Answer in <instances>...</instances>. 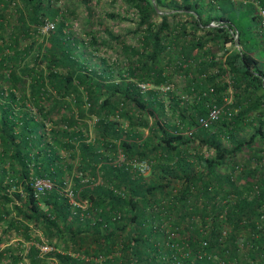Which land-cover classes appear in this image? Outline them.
I'll return each instance as SVG.
<instances>
[{"label": "trees", "instance_id": "trees-1", "mask_svg": "<svg viewBox=\"0 0 264 264\" xmlns=\"http://www.w3.org/2000/svg\"><path fill=\"white\" fill-rule=\"evenodd\" d=\"M153 1L160 6L161 0H128L139 11V27H146L143 52L123 48L137 60L129 75L157 87L175 71L163 65L174 55L186 59L190 51L169 52L165 41L169 44L178 28L177 42L184 40L185 26L177 21L170 25L166 14L153 24ZM198 5L181 0L187 23L197 24L195 16L201 24L211 19L201 20ZM45 20L55 22L54 29L37 38ZM67 21L51 0H0V264H213L209 254L225 257L226 264H264V234L259 230L264 165L252 148L246 157L237 156L245 147L264 144L261 120L229 149L215 138L220 132L234 135L237 116L231 126L217 122L216 136L202 139H186L158 120L146 138L131 126L122 139L123 130L109 118L119 104L128 101L155 115L164 100L154 87L141 92L133 81L114 82L89 71L76 53L82 42L65 30L70 27ZM191 43L185 47L204 44ZM238 56L241 74L264 87L257 61L248 53ZM61 108L65 111L53 120ZM120 115L132 125L138 120L128 110ZM93 116L98 120L90 142L85 118ZM195 140L213 147V155L200 154L193 148ZM133 160L149 162L150 171L139 173L129 163ZM41 179L50 181L51 188L38 192L35 182ZM206 225L209 234L201 232ZM161 226L176 234H165ZM202 240L209 245L197 258ZM173 243L186 245L188 256L182 257ZM43 245L50 249L41 250Z\"/></svg>", "mask_w": 264, "mask_h": 264}, {"label": "rangeland", "instance_id": "rangeland-1", "mask_svg": "<svg viewBox=\"0 0 264 264\" xmlns=\"http://www.w3.org/2000/svg\"><path fill=\"white\" fill-rule=\"evenodd\" d=\"M51 1L53 5L60 9V13L62 12V14H64L68 20L67 23L70 27L65 30L69 34H72V36L76 38L78 42H84L76 48V53L78 55V59L84 63V66H86L89 71L96 72V74H102L105 79H109L114 82H123V80L126 79L133 81L136 84L144 82L148 83L146 81L137 80L128 73V68L137 66V60L133 56L132 52L126 49V51L124 50L123 45L133 48L138 52H143L141 35L144 27H146V24L139 27V11L136 7L132 6L128 0ZM180 3L181 1L174 4V7H177V9H172V6H170L171 3L169 4L168 1H162L158 7L153 1V5L156 8L157 14L152 16V23L157 25L161 20V15L166 14L169 16L170 25L176 21V24H183V26L188 25L186 22L187 16L182 11H178L176 12L175 16H172V11L181 10V6H179ZM55 20H57V18H55ZM45 21L47 23H51L53 28H46V22H44V24L39 27L37 38H42L43 36L49 35V32L54 29L55 22L50 20ZM235 21L244 32L245 28L242 26L243 22L245 27L249 23L245 16L244 18H240V20ZM184 29L186 30V27ZM180 30L181 29L179 28L178 30H173L171 41L172 38L177 40L176 36L181 33ZM93 35L96 38V43H91L93 40ZM245 37L241 35L240 40L243 42L242 39H244V42H246L247 39H249L251 44H257L256 48H258V41L256 43L257 39H255L251 33L248 35V32L246 31ZM171 41L169 43L170 45ZM167 42L168 40L165 41L166 44H168ZM216 49L217 46L212 45L209 49V52L214 53L213 51ZM169 52L174 54L173 49L169 50ZM174 56L173 59H171V62L167 61L168 63L166 62L165 65H163V67L165 66L166 70H170L172 67H175L174 73L170 75L171 77L168 79V82L172 84L173 90L169 92V94H162V99L164 100L163 109H158L155 111V115H150V109L147 111H142L136 107V104H134V106L133 103L131 105L128 101H123L125 102V105L119 104V109L115 112V115H109L110 120L117 122L116 127L123 130V134L121 135L122 139L127 138L126 131L131 126H135L142 138H146L151 133L149 127L155 124L154 120H158L162 124H165L170 132H181V134H183L186 139L193 136V138L196 137L198 139H202L206 136L215 135L214 132L217 129L219 130L218 123L213 124L209 130H204L198 126L196 123L197 116L204 115L206 113L204 101L201 103V105L197 104V101L199 100L198 95L200 94L199 91L203 92L205 90L202 89L197 91L196 88L191 90L192 82H197L199 85L204 84V82L206 86L213 85L216 88V94L214 96H206L203 99L215 98L217 101V90L219 89L221 81L224 77H222L220 74H216L217 72L215 73V70H218V68L215 66V62L211 61L212 58L209 59L210 61L202 60L206 59V56L204 55L201 57V61L198 59L187 58L189 60L185 59L182 63L180 62L181 59L178 58L180 57L179 55ZM189 66L191 67V73H189L188 70ZM222 69L223 74H225L224 71H227V68L223 67ZM193 74H197L196 78H193ZM228 82H225L226 88L223 90V92L225 91L226 95L229 97L228 99H230L229 104L232 105L234 98L230 86L233 85L230 82V79H228ZM7 85L8 84H5L4 87L6 88ZM143 98L145 99V97ZM233 108H235L237 111L236 116L238 118L236 116L235 117L239 119L240 126L235 124L236 122H234V117L233 121L228 123L229 126L235 124V131L233 132L234 135L226 136V134L223 135L221 133L222 135H218L215 138L216 142L221 148H232L234 143L247 138L255 130L258 123H260V121H258V116H260V118L262 117L264 125V108L244 110L237 107L236 105L233 106ZM127 110L130 113H133L135 118H138V120L134 119V125L131 124V119L128 120V117L120 115ZM64 111L65 109L61 108L59 112H54L53 120L58 121V118L61 116L60 112ZM183 112L185 116L184 119L181 118V113ZM97 120V116L85 118L88 126V130L85 133V138L87 141H94ZM145 121L147 122L148 126L144 124ZM50 126V121H46V128L49 129ZM227 127L228 126H225L224 129L227 130ZM114 141L118 142L117 139H114L113 142ZM194 146L193 148H199L200 150H198L200 151V154H204L206 157L213 155L214 148L210 147L208 144H202L201 146L199 145V141L195 140ZM246 148H252L253 152L258 151L261 158L260 160L264 165V144L257 142L252 147H245L244 149ZM239 153L242 154L243 151ZM239 153H237L238 156ZM59 154L64 157L67 156V158L70 159L68 154L62 150L59 151ZM241 154L240 158L246 157L243 155L244 153L242 155ZM72 174H76V170H73ZM71 177L72 175L70 174L67 180V185L65 186V191L68 193V195L71 194ZM261 211L264 213V206L262 207ZM259 230L264 234V221H262L261 229ZM15 241L16 239L13 238L10 243H14ZM239 241L241 242V239ZM29 244L30 243H24V246H28ZM45 246L49 248V246L43 245L42 247L40 246L41 250L47 251Z\"/></svg>", "mask_w": 264, "mask_h": 264}, {"label": "built area", "instance_id": "built-area-1", "mask_svg": "<svg viewBox=\"0 0 264 264\" xmlns=\"http://www.w3.org/2000/svg\"><path fill=\"white\" fill-rule=\"evenodd\" d=\"M212 4H214L218 8V4L220 1L223 0H208ZM229 1L234 7L245 10L248 12L249 21H250V28L254 32V34L257 36L260 42V46H262V49L264 50V0H227ZM183 10H176L172 11L173 14H176V12ZM220 16H223V18L214 17L209 20L207 24H201L199 20L196 18L197 24H192V27L194 28L192 31L188 30V25H186V30L184 34V38H186V42L192 39L194 43H198L201 41L202 37L204 36L205 39H208L207 44L202 45V49L200 51H203L202 54L199 56H206V59L199 58L198 60H206L210 61V58H213V53L209 52L212 45H215L214 43L218 42V40H226L232 45V50H234L237 55H241L245 53L243 44L240 42V33L238 29L229 22L223 14ZM189 24V23H188ZM46 28H53V25L51 23L46 22ZM181 25V24H180ZM210 42V43H209ZM209 43V44H208ZM219 46L217 48H220V42H218ZM168 50H176L178 53H181L180 45H177L175 43V39L172 42V45L167 44ZM223 52L226 51L225 48L222 49ZM249 53V52H247ZM179 59L182 61L185 60L184 55H179ZM187 59V58H186ZM180 60V62H181ZM188 60V59H187ZM218 73V70H215V73ZM204 76V74H203ZM262 83H264V78L262 79ZM138 88L141 92H145L149 88H152L150 83H138ZM159 91L160 97H162V94H169L173 90L172 84L170 82L166 81L165 84H161L157 87H154ZM191 90H194V87H191ZM216 94V88L213 85H210L207 87V89L203 92H201L198 95V99L205 98L206 96H214ZM222 97V103H218L215 98L211 99H204V104L206 106V113L204 115L197 116L196 123L198 126L204 130H209L214 123L219 122H231L233 121L234 117L237 115V111L235 108L229 105L230 99L226 95L225 92L221 94ZM181 134V132H179ZM183 135V134H182ZM123 159V158H121ZM129 163L134 167L139 173L145 175L150 171L151 165L147 161L143 160H133L129 161ZM240 169V167L235 168V172ZM52 186V183L48 180H36L35 182V188L38 192L42 191L43 189H50ZM71 195V194H69ZM261 219L264 221V213L261 215ZM167 224V223H166ZM165 230V234H168L169 236L175 235L176 233L173 230H168L169 227L161 226ZM211 231L210 226L206 225L203 228H201V232L203 234H209ZM226 231H222V235L225 236ZM240 242V241H239ZM243 240L241 238L242 243ZM175 245L177 247V244H171V246ZM209 245L208 240H202L201 242V250L195 251V257L200 258L205 255L204 249ZM46 250H49L50 248L45 246ZM187 249V250H186ZM177 250L180 252V255L182 257H187L189 250L185 246L177 247ZM227 252V251H226ZM208 258H211L214 260L213 264H226L225 257L217 256L215 254H209ZM216 261V262H215ZM177 264H180L179 261H177Z\"/></svg>", "mask_w": 264, "mask_h": 264}, {"label": "crops", "instance_id": "crops-1", "mask_svg": "<svg viewBox=\"0 0 264 264\" xmlns=\"http://www.w3.org/2000/svg\"><path fill=\"white\" fill-rule=\"evenodd\" d=\"M162 1L163 2L168 1L169 4L171 3L170 6H172V9H177V7H174L175 6L174 4L180 2L181 0H161V2ZM189 1H191V3H193L194 1H198L199 5H198L197 9H198V11L201 12V20H203V19L207 20L209 18L215 17L216 15L223 14L225 16V18L228 19V21L231 22V24H233L238 29V31L240 33V39H241V35L245 37L246 31L248 32V35H249V33H251L252 36H254V38L257 39L256 43L258 41V48H256L257 44H255V43L251 44V41H249V39H247L246 42H244V39H242L243 42L241 40L240 41L243 44L245 53L247 54V52H249L248 54H250L257 61L256 69L259 72V74H261L264 78V50L262 49V46H260L259 39L257 38V36L254 34V32L250 28V21H249L248 12L245 10H241V9L234 7L227 0L220 1L218 4L219 5L218 8L208 0H189ZM192 12H193V10L191 11V13ZM244 16H245L246 20H248L249 23L245 27L244 22H243L242 26L245 28L244 29L245 31L243 32L235 20L238 21V20H240V18H244ZM188 28H189L188 30H191V31L194 29L192 27V23L188 24ZM185 40H186V38H184V40H181V41L179 40V42H177V40H176V42L179 43V45H180L181 52L183 50H184V52L190 51L189 54H187V52H186V54L188 55L187 58H189V59L201 58V56H199V55L203 53V51H200L202 49V44L197 45V47H194V46H196V44H194L193 49H189L188 47H189V45L192 44L191 43L192 39L190 38V40H188L187 42ZM207 42H208V39H205V37L203 36L200 43L207 44ZM218 42H220V48H217L216 50L213 51L214 52L213 58L211 60V61L215 62V66L218 68V73H216V74H220L222 77H224L221 81V85H220L219 89L217 90V102L222 103L221 94L223 93V90H225V88H226L225 82H228V79H230V82L233 85V86H230V88H231V92H232V95L234 98L232 105L229 104L230 106L233 107L236 105L237 107L244 109V110H247V109L253 110V109H255V107L257 109L264 108V87L263 86L261 87L259 85L260 82H258V80H255V79L251 80L250 77H248L247 75L243 76L241 74L240 71H242L243 68H241L240 60H238L239 56L237 55V53L234 50H232V45H230V43L227 41V39L222 40V41L218 40ZM218 42H216L214 44L216 46H219ZM186 45H188V47H185ZM187 48L189 50H187ZM223 48L226 49L225 52H223V50H222ZM171 55H173V54H171ZM168 59H171V58H168ZM223 67L227 68V71H224L225 74H223V69H222ZM189 73H191V70H189ZM207 87H209V86H206V84L204 82V84L198 85L195 88L197 91H199L202 89L206 90ZM201 92L202 91H199V93H201ZM203 101H204V99L200 98L197 101V104L201 105V103ZM260 120L263 123L262 117L260 118V116H259L258 121H260ZM220 134H221V132H220ZM242 151L244 153V154L243 153L242 154L245 156H247L248 153H250L248 148L243 149ZM240 154L241 153H239V156H240Z\"/></svg>", "mask_w": 264, "mask_h": 264}]
</instances>
